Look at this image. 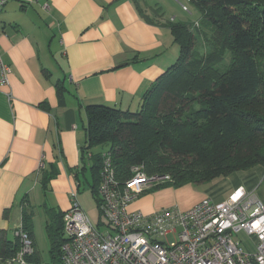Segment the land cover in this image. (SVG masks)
Returning <instances> with one entry per match:
<instances>
[{
  "label": "crops",
  "instance_id": "0c3cea01",
  "mask_svg": "<svg viewBox=\"0 0 264 264\" xmlns=\"http://www.w3.org/2000/svg\"><path fill=\"white\" fill-rule=\"evenodd\" d=\"M154 18L142 16L133 0L7 1L0 12V58L11 70L8 87L0 89V236L13 240L22 204L36 206L39 196H51L60 213L68 210L79 180L91 175L92 161L79 151L87 106L134 112L171 66L177 49L164 18ZM41 163L53 175L46 189ZM263 173L255 167L217 186L229 185L227 197L242 188L264 202ZM193 190L183 186L175 203L157 194L130 208L149 215L169 207L186 211L205 197L227 199ZM32 223L34 232V217Z\"/></svg>",
  "mask_w": 264,
  "mask_h": 264
},
{
  "label": "trees",
  "instance_id": "16d2710c",
  "mask_svg": "<svg viewBox=\"0 0 264 264\" xmlns=\"http://www.w3.org/2000/svg\"><path fill=\"white\" fill-rule=\"evenodd\" d=\"M133 1L143 16L139 0ZM189 3L200 13V21H164L179 56L145 91L139 108H85L86 144L79 151L82 159L91 154L90 190L97 209L104 149L112 153L119 180L142 167L146 176H171L169 184L176 187L209 184L264 167V0ZM202 40L209 51L200 53ZM226 54L229 60L224 63ZM52 177L41 172L44 189ZM22 205V231L33 250L24 264H62L63 213L53 211L52 223L45 226L50 250L44 262L35 244L34 209ZM19 250L18 238L0 236V264Z\"/></svg>",
  "mask_w": 264,
  "mask_h": 264
},
{
  "label": "built area",
  "instance_id": "2783aa9c",
  "mask_svg": "<svg viewBox=\"0 0 264 264\" xmlns=\"http://www.w3.org/2000/svg\"><path fill=\"white\" fill-rule=\"evenodd\" d=\"M7 1L0 0V12ZM10 75L0 58V89L8 87ZM100 160L96 192L104 222L92 224L73 191L63 213L62 264H264V202L254 192L238 188L221 202L205 197L186 211L169 207L145 215L130 206L145 191L172 183L171 176H146L142 167H134L129 179L119 180L110 150L104 149ZM240 233L254 238V251L233 239ZM168 235L175 241L169 243ZM13 236L20 250L5 264H24L32 241L21 223Z\"/></svg>",
  "mask_w": 264,
  "mask_h": 264
},
{
  "label": "rangeland",
  "instance_id": "374dc122",
  "mask_svg": "<svg viewBox=\"0 0 264 264\" xmlns=\"http://www.w3.org/2000/svg\"><path fill=\"white\" fill-rule=\"evenodd\" d=\"M140 9L153 18V16L158 15L162 18H164L165 21L169 20L171 17L175 18L176 21H184L189 23H196L200 21V13L187 1V0H139ZM182 6H185L188 10V12L183 11ZM155 18H157L155 16ZM154 18V19H155ZM176 47L177 51L176 53H172V63L173 65L178 56H179V47L176 44H172ZM208 50L209 47L207 45L206 41L202 40L201 48L199 50L200 53H203L204 51ZM225 62L227 63L229 60L228 54L225 55ZM79 179H82L81 177ZM225 179L220 178L218 180H215L209 184H202L193 186L195 190H193L194 194L197 195L200 193V191H205L206 189H209L210 193L214 195L215 197H218L221 199H225L228 195L226 192V189L228 188V184H219ZM80 188L77 189V200L81 206L82 211L87 215L89 220L92 224L98 226L100 222H104L103 217L100 215L99 210L97 209L96 203L93 200V197L91 196V190L90 185L92 184L91 175L87 172L85 174V180H79ZM217 186V188H215ZM214 187V188H213ZM182 187H176L172 184L164 185L159 188L155 187L152 189H149L139 195V197L135 200V202H140L142 200H146L148 198H152L157 194H161L162 197H164V201H171L172 203H175V199L179 197V195H176V192L181 189ZM212 188L213 191L210 189ZM168 189H171L173 192L166 191ZM175 192V193H174ZM53 200L51 196H45L41 197L39 196V201L36 206L33 205L32 207L34 209L35 216H34V234H35V244L39 251V255L41 257V260L44 262L49 261V250H50V242L48 240V237L45 232V226L49 225L53 221V211L57 212L56 208L52 207ZM176 206V205H172ZM131 209V208H130ZM233 239L236 242H239L241 246L248 251H254V245L253 240L254 238H250L246 236L244 233H240L238 235H235ZM167 241L169 243L175 241V238L171 235H168Z\"/></svg>",
  "mask_w": 264,
  "mask_h": 264
}]
</instances>
